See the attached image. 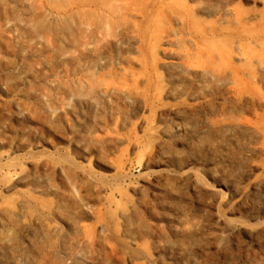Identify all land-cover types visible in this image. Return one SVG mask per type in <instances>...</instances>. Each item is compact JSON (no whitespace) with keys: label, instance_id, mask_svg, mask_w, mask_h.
Wrapping results in <instances>:
<instances>
[{"label":"rangeland","instance_id":"374dc122","mask_svg":"<svg viewBox=\"0 0 264 264\" xmlns=\"http://www.w3.org/2000/svg\"><path fill=\"white\" fill-rule=\"evenodd\" d=\"M223 1L201 16L207 29L227 25ZM159 2L120 4V46L90 70L115 92L73 99L52 118L41 100L57 105L61 83L87 72L37 63L7 26L16 0H0V264H264V146L250 128L264 111L250 101L236 106L239 128L212 127L231 99L191 96L203 87L184 72L197 45L170 16L141 24L138 8ZM240 2L248 29L264 27V0ZM171 30L178 43L148 49L153 32Z\"/></svg>","mask_w":264,"mask_h":264},{"label":"bare ground","instance_id":"6f19581e","mask_svg":"<svg viewBox=\"0 0 264 264\" xmlns=\"http://www.w3.org/2000/svg\"><path fill=\"white\" fill-rule=\"evenodd\" d=\"M44 1L55 7L57 12L51 14L41 10L35 12L39 8L34 0H16L20 9L14 7L10 10L12 25L7 26L10 29L16 27L17 32L29 39L34 49L33 57L42 66L50 70L64 67L73 72H87V77L71 83H61L60 99L58 97L55 99L57 105L45 98L41 100L47 116L53 118L60 110L66 109L65 105L72 103L73 99L92 101L96 92L104 96L115 92L108 86L101 89L98 86L99 80L93 77L94 73L90 70L104 66V63L105 66L108 62L112 63L113 49L120 46L117 32H120L121 28L117 27V20L128 12L124 8L128 5L138 6L141 0ZM191 1L194 3L193 9L180 5L181 3L175 6L173 2L166 3L165 0H160L157 10L152 13L145 12L144 7L138 8L144 11L138 13L142 14L141 24H149L153 20L157 22L159 18L170 16V22L174 21L176 25L181 26L198 47L195 54L196 66L192 67L189 61L184 68L185 74L193 72L197 80L200 79L203 83V87L200 86L197 91H193L191 96L196 100L201 98L205 102L208 101L209 105L215 101L210 98L212 92L221 91L224 97L228 96L232 102L231 106L218 108L221 118L212 127L216 129L218 126L223 130L234 131L236 127L239 128L238 125L243 124L235 115L237 105L251 101L264 111V97L258 87L264 84V27L249 30L248 14L241 9V0L237 2L228 0L234 5L232 9L227 8V1L224 0V8L220 11L226 18L227 25L220 31L216 28L207 29L201 16L209 14L212 10L217 11L219 7L217 9L213 7L211 0ZM121 3L124 4L123 9L120 8ZM157 35L153 32L149 36L151 41L148 49H154V43L158 38L159 43L162 41L178 43L174 37V30H171L170 34ZM15 36L18 37L19 34L15 33ZM251 42L255 46H252ZM205 90L208 92H204ZM51 105H55V108ZM70 105L68 107H71ZM250 128L253 136L261 140L264 146V115H260L258 122L251 124ZM217 229L219 231L220 228ZM235 230L234 226L227 227L221 233L229 236Z\"/></svg>","mask_w":264,"mask_h":264}]
</instances>
